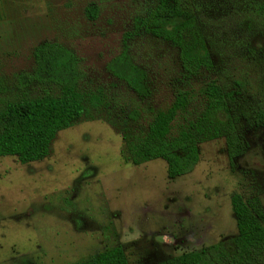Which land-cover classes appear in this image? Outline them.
Returning a JSON list of instances; mask_svg holds the SVG:
<instances>
[{"label": "rangeland", "instance_id": "374dc122", "mask_svg": "<svg viewBox=\"0 0 264 264\" xmlns=\"http://www.w3.org/2000/svg\"><path fill=\"white\" fill-rule=\"evenodd\" d=\"M191 1L213 69L182 83L177 48L134 30L153 0H0V75L8 84L33 69L36 45L56 42L77 59L79 89L106 103L60 130L41 160L0 157V264H79L117 245L129 264H160L218 242L229 248L234 193L258 197L264 210V130L247 121L240 129L248 146L234 167L224 138L201 142L194 169L172 178L161 158L123 159V133H144L176 81L194 96L187 115L211 77L236 92L243 112L264 101V18L255 14L264 0ZM123 51L145 72L148 96L109 71Z\"/></svg>", "mask_w": 264, "mask_h": 264}, {"label": "trees", "instance_id": "16d2710c", "mask_svg": "<svg viewBox=\"0 0 264 264\" xmlns=\"http://www.w3.org/2000/svg\"><path fill=\"white\" fill-rule=\"evenodd\" d=\"M258 9L255 14L264 18V2L258 4ZM199 21L191 0H153L134 18L133 26L134 30L152 34L177 48L183 79L178 81L183 83L213 69ZM255 52L251 49V56L256 57ZM33 59V69L14 74L11 84L0 75V157L15 156L21 164L47 156L60 130L78 119H92L94 112L106 105L100 93L85 94L79 89L77 59L62 45L42 42L34 47ZM108 69L137 95L148 96L145 72L131 62L126 51L113 58ZM172 91L170 104L152 113L144 133H123L124 161L140 165L161 158L172 178L194 169L201 142L224 138L227 156L234 167L235 160L248 146L241 124L247 121L264 130V101L243 112L236 92L226 89L215 77L203 83L194 114L187 115L194 99L190 88L176 81ZM180 117L183 122L172 134ZM230 201L237 234L229 248L218 242L160 264H264V210L259 198L244 199L240 193H234ZM79 264L129 262L118 245Z\"/></svg>", "mask_w": 264, "mask_h": 264}, {"label": "flooded vegetation", "instance_id": "af4514ba", "mask_svg": "<svg viewBox=\"0 0 264 264\" xmlns=\"http://www.w3.org/2000/svg\"><path fill=\"white\" fill-rule=\"evenodd\" d=\"M236 161V160H235ZM118 246V245H117ZM120 246V245H119Z\"/></svg>", "mask_w": 264, "mask_h": 264}]
</instances>
